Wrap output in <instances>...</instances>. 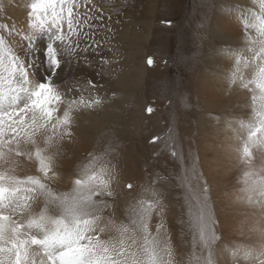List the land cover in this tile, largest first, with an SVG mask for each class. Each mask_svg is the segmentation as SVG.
<instances>
[{
  "label": "snow or ice",
  "instance_id": "snow-or-ice-1",
  "mask_svg": "<svg viewBox=\"0 0 264 264\" xmlns=\"http://www.w3.org/2000/svg\"><path fill=\"white\" fill-rule=\"evenodd\" d=\"M8 3L0 0V13ZM105 7L119 11L124 5L30 0L27 27L0 22V264H223L225 256L231 264H264V0H251V7L236 0L218 5L241 21L245 41L243 48L223 52L233 62L226 79L250 93L249 118L228 127L242 141L237 151L245 170L237 200L259 210L251 229L259 235L255 244L216 247L221 236L209 188L199 184L194 168L180 183L187 219L177 222L182 237L191 234L192 246L186 260L178 258L168 206L155 186L144 189L119 224L105 215L115 199V165L96 167L94 157L74 174L69 191L53 187L61 179L62 145L75 135L76 114L103 103L99 81L87 74L69 81L63 74L72 64L108 63L103 50L110 29L104 25L111 16ZM29 166L34 174H19Z\"/></svg>",
  "mask_w": 264,
  "mask_h": 264
},
{
  "label": "rangeland",
  "instance_id": "rangeland-1",
  "mask_svg": "<svg viewBox=\"0 0 264 264\" xmlns=\"http://www.w3.org/2000/svg\"><path fill=\"white\" fill-rule=\"evenodd\" d=\"M236 2L251 7V0ZM17 3L25 6L16 9ZM27 3L30 0H11L0 13V22L27 27ZM94 3L124 5L119 11L103 9L106 17L111 16V23L104 25L110 29L103 50L108 63L91 68L72 64L63 75L69 81L85 74L99 81L103 103L76 114L75 135L62 145L61 179L53 187L69 191L74 174L94 157L96 167L105 162L115 165V199L105 215L119 224L144 189L155 186L168 206L178 258L186 260L192 246L191 234L182 237L177 222L187 219L182 217L186 208L180 183L194 168L199 184L206 182L209 188L208 204L221 236L216 247L255 244L259 235L251 229L259 210L237 200L245 170L237 151L242 141L228 127L229 121L249 118L250 93L226 79V66L233 62L223 52L244 47L241 21L221 13L220 0ZM149 106L154 109L151 114L146 111ZM154 136L159 139L152 143ZM19 174H34V169L29 166ZM129 183L132 190L126 187ZM223 264H231L230 257L225 256Z\"/></svg>",
  "mask_w": 264,
  "mask_h": 264
},
{
  "label": "bare ground",
  "instance_id": "bare-ground-1",
  "mask_svg": "<svg viewBox=\"0 0 264 264\" xmlns=\"http://www.w3.org/2000/svg\"><path fill=\"white\" fill-rule=\"evenodd\" d=\"M20 1V0H19ZM22 1V0H21ZM24 3V2H23ZM20 3H17V7H16V9H20V8H23L25 5L23 4V6H21L20 7V5H19ZM15 8V7H14ZM14 11V10H13ZM8 13V12H7ZM11 14V13H10ZM25 15V14H24ZM21 17H23L22 15H19V18H21ZM21 27H22V25H21ZM224 33H225V31H224Z\"/></svg>",
  "mask_w": 264,
  "mask_h": 264
}]
</instances>
